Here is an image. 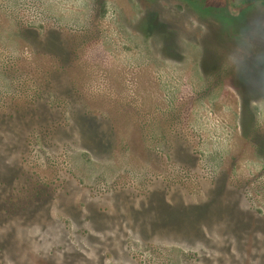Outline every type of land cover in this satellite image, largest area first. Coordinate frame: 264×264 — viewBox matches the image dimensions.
<instances>
[{"label": "rangeland", "instance_id": "374dc122", "mask_svg": "<svg viewBox=\"0 0 264 264\" xmlns=\"http://www.w3.org/2000/svg\"><path fill=\"white\" fill-rule=\"evenodd\" d=\"M0 264H264V0H0Z\"/></svg>", "mask_w": 264, "mask_h": 264}, {"label": "clouds", "instance_id": "9594fccd", "mask_svg": "<svg viewBox=\"0 0 264 264\" xmlns=\"http://www.w3.org/2000/svg\"><path fill=\"white\" fill-rule=\"evenodd\" d=\"M232 60L233 63L237 65V67H239L242 64V58L240 57H233Z\"/></svg>", "mask_w": 264, "mask_h": 264}]
</instances>
